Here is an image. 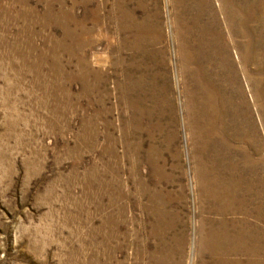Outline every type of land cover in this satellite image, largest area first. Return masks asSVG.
I'll list each match as a JSON object with an SVG mask.
<instances>
[{"label": "rangeland", "instance_id": "rangeland-1", "mask_svg": "<svg viewBox=\"0 0 264 264\" xmlns=\"http://www.w3.org/2000/svg\"><path fill=\"white\" fill-rule=\"evenodd\" d=\"M80 2L0 0V264H61L71 255L76 264L83 240L88 258L95 227L116 209L117 186L126 197L116 219L127 235L116 240L124 259L132 241L147 240L144 179L172 191L169 208L187 222V264L204 204L198 170L238 182V198L264 212V0H127L150 20L151 49L127 51L131 68L108 50L109 35L93 45L92 66L109 75V112L100 116L98 92L74 77L80 56L62 38L68 16L83 14ZM115 3L93 2L113 29ZM52 34L64 47L50 52ZM121 66L144 81L119 87ZM207 85L222 96L215 125L198 106ZM150 146L157 176L146 162Z\"/></svg>", "mask_w": 264, "mask_h": 264}, {"label": "bare ground", "instance_id": "bare-ground-1", "mask_svg": "<svg viewBox=\"0 0 264 264\" xmlns=\"http://www.w3.org/2000/svg\"><path fill=\"white\" fill-rule=\"evenodd\" d=\"M94 1L81 0L80 4L82 3L84 7L83 14L79 17L70 14L67 23L62 27L64 31L62 38L66 41V48L62 46V43L59 44L72 54L75 51V53H79L78 71L74 77L82 80L86 92L95 89L98 92L97 102L102 108L96 112V115L100 116L109 112V108L105 105L106 95H109L105 84L108 82L109 75L104 69H97V67L92 66L88 52L92 50L96 42L109 35L108 50L114 55L117 54L121 59L120 62L134 68L132 63L126 60L127 55L125 53L151 49L147 44V35L150 32L147 26L151 23L149 24L150 20L148 21L147 17L141 19L128 9L127 0H116L114 10L112 9L113 11L109 16L115 20V29H113L108 23L104 24L100 15L101 7L100 5H93ZM47 20L51 19L47 18ZM116 39L119 40L118 43H116ZM67 40L71 41L70 45L67 44ZM59 41L54 34L51 35L50 52L56 51ZM101 56L102 54L98 52L94 53L97 62H100ZM135 66L137 68L138 63ZM123 74L125 76L124 82L120 81L119 87L129 84L133 90L144 81L142 74L138 78L133 75L127 76L125 68ZM199 89L202 98L198 106L203 112L210 113L209 124L215 125L213 123L216 122L222 104V96L212 86H201ZM135 104V99L131 97V107ZM134 126L142 127L138 122ZM141 145L142 141L138 148H141ZM154 150V146L147 149L146 162L151 167L152 175L157 176L160 168L151 155ZM202 172L197 171V176L201 178L197 184L200 188L198 194L201 199L198 200L200 203L203 200L204 204L198 213L199 219L195 232L192 259H189L187 264H264V212H261L258 207L252 209L250 207L251 201L246 197L238 198L240 191L238 182L210 177L205 174L202 176ZM159 183L158 179L156 182H148L146 179L141 182L142 194L147 198L144 205L148 231L147 240H143L139 244L132 241L130 243L132 252L128 255L125 254L124 259L118 258L117 252H124L127 247L122 242H116V240L121 235L124 237L127 235L117 232L120 226L119 221H122L121 216L126 211V205H118V202L126 197L117 186L110 200V203L117 205L116 209L107 212L102 217L100 224L95 227L90 242L92 252L88 258L85 255L87 244L83 240V248L79 250L80 256L77 255L76 264H125L128 259L129 264L144 262H146L144 264H184L187 222L183 216L178 214V211L169 208V204L173 201L172 191L163 189ZM97 210L104 211V203L100 200ZM118 217L120 220L117 223ZM72 257L71 255L67 259L68 262L63 261L61 264H70L74 260Z\"/></svg>", "mask_w": 264, "mask_h": 264}]
</instances>
